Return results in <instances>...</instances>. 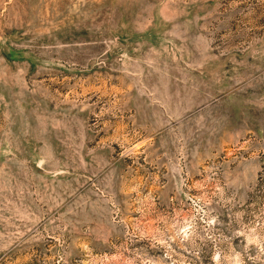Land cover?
<instances>
[{
	"label": "rangeland",
	"instance_id": "1",
	"mask_svg": "<svg viewBox=\"0 0 264 264\" xmlns=\"http://www.w3.org/2000/svg\"><path fill=\"white\" fill-rule=\"evenodd\" d=\"M0 264H264V0H0Z\"/></svg>",
	"mask_w": 264,
	"mask_h": 264
}]
</instances>
